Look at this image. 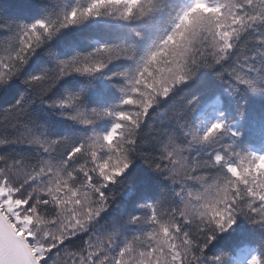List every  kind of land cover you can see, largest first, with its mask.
I'll return each mask as SVG.
<instances>
[{"label":"snow or ice","instance_id":"1","mask_svg":"<svg viewBox=\"0 0 264 264\" xmlns=\"http://www.w3.org/2000/svg\"><path fill=\"white\" fill-rule=\"evenodd\" d=\"M0 264H264V0L0 3Z\"/></svg>","mask_w":264,"mask_h":264},{"label":"trees","instance_id":"2","mask_svg":"<svg viewBox=\"0 0 264 264\" xmlns=\"http://www.w3.org/2000/svg\"><path fill=\"white\" fill-rule=\"evenodd\" d=\"M15 2H16V0H0V3H2L4 5L13 4ZM2 119H3V117L0 116V120H2Z\"/></svg>","mask_w":264,"mask_h":264}]
</instances>
